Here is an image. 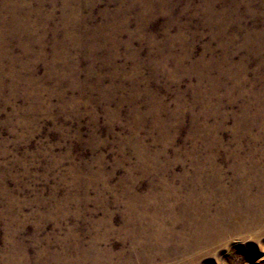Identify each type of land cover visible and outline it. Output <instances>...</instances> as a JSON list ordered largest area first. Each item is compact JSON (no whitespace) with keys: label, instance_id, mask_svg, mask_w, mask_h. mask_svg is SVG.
<instances>
[{"label":"rangeland","instance_id":"1","mask_svg":"<svg viewBox=\"0 0 264 264\" xmlns=\"http://www.w3.org/2000/svg\"><path fill=\"white\" fill-rule=\"evenodd\" d=\"M263 215L264 0H0V264H264Z\"/></svg>","mask_w":264,"mask_h":264},{"label":"bare ground","instance_id":"2","mask_svg":"<svg viewBox=\"0 0 264 264\" xmlns=\"http://www.w3.org/2000/svg\"><path fill=\"white\" fill-rule=\"evenodd\" d=\"M257 99V98H256ZM245 111V110H244ZM236 132V131H235ZM239 140V139H238ZM238 164V163H237ZM255 164V163H254ZM202 167V166H201ZM200 168V167H199ZM195 173V172H194ZM257 175V174H256ZM202 176V175H201ZM205 177V176H204ZM198 178V177H197ZM206 178V177H205ZM256 178V177H255ZM180 179V178H179ZM209 179V178H208ZM205 180V179H204ZM189 181V180H188ZM208 182V181H207ZM247 182V181H246ZM188 183V182H187ZM201 183V182H200ZM193 184V183H192ZM191 184V185H192ZM197 185H199V184H197ZM204 185V184H203ZM206 185V184H205ZM209 185V184H208ZM182 186V185H181ZM221 187V186H220ZM190 188V187H189ZM194 188H195V186H194ZM210 188V187H209ZM239 188V187H238ZM196 189V188H195ZM243 189V188H242ZM200 190V189H199ZM208 190V189H207ZM211 190V189H210ZM238 190V189H237ZM189 191V190H188ZM195 191V190H194ZM197 191V190H196ZM236 190H234V192H235ZM187 192V191H186ZM190 192V191H189ZM199 192V191H198ZM213 192H215V191H213ZM220 192V191H219ZM223 192V191H222ZM231 192V191H230ZM133 193V192H132ZM230 194V193H229ZM240 194V193H239ZM155 195V194H154ZM187 195V194H186ZM194 195V194H193ZM196 195V194H195ZM194 195V196H195ZM174 196V195H173ZM172 196V197H173ZM216 196V195H215ZM230 196V195H229ZM162 197V196H161ZM170 197V196H169ZM180 197V196H179ZM197 198H198V196H196ZM207 197V196H206ZM212 197H213V195H212ZM221 197V196H220ZM232 197V196H231ZM151 198H152V196H151ZM150 198V199H151ZM203 198V197H202ZM218 199V198H217ZM228 199V198H227ZM157 200V199H156ZM162 200V199H161ZM191 200V199H190ZM189 200V201H190ZM244 200V199H243ZM202 201H204V200H202ZM220 201H222V200H220ZM251 201H252V199H251ZM260 201V200H259ZM146 202V201H145ZM156 202V201H155ZM163 202V201H162ZM206 202V201H205ZM210 202V201H209ZM213 202V201H212ZM216 202V201H215ZM244 202V201H243ZM248 202V201H247ZM254 202V201H253ZM152 203V202H151ZM158 203V202H157ZM169 203V202H168ZM171 203H173L172 201H171ZM260 203H262V202H260ZM154 204V203H153ZM195 204V203H194ZM199 204V203H198ZM203 204H204V202H203ZM173 205V204H172ZM185 205V204H184ZM230 205V204H229ZM242 205V204H241ZM258 205V204H257ZM169 206V205H168ZM171 206V205H170ZM198 206V205H197ZM199 206H201V205H199ZM258 206H262V205H258ZM162 206H160V208H161ZM165 207V206H164ZM207 207V206H206ZM226 207V206H225ZM255 207V206H254ZM163 208V207H162ZM171 208H172V206H171ZM221 208V207H220ZM170 209V208H169ZM254 209V208H253ZM174 210V209H173ZM172 210V211H173ZM193 210H195V209H193ZM202 210V209H201ZM205 210V209H204ZM221 210V209H220ZM220 210H219V212H220ZM250 210V209H249ZM146 211V210H145ZM144 211V212H145ZM191 211V210H190ZM222 211H223V209H222ZM207 212V211H206ZM205 212V213H206ZM214 212V211H213ZM218 212V211H217ZM244 212V211H243ZM260 212V211H259ZM188 213V212H187ZM204 213V214H205ZM222 213V212H221ZM239 213V212H238ZM245 213V212H244ZM247 213V212H246ZM258 213V212H257ZM162 214V213H161ZM166 214V213H165ZM172 214V213H171ZM223 214V213H222ZM142 215V214H141ZM168 215V214H167ZM181 216H184V215H182V214H180ZM199 215H201V214H199ZM231 215V214H230ZM175 216V215H174ZM185 216H187V215H185ZM188 216H189V214H188ZM219 216V215H218ZM238 216V215H237ZM237 216H236V218H237ZM251 216V215H250ZM260 216V215H259ZM264 216V215H263ZM208 217V216H207ZM217 217V216H216ZM225 217V216H224ZM152 218V217H151ZM162 218V217H161ZM164 218V217H163ZM215 218V217H214ZM232 218V217H231ZM254 218V217H253ZM142 219V218H141ZM144 219V218H143ZM219 219H220V217H219ZM242 219V218H241ZM260 219V218H259ZM128 220V219H127ZM138 220V219H137ZM152 220V219H151ZM174 219H172V221H173ZM178 220H180V219H178ZM211 220V219H210ZM217 220V219H216ZM229 220V219H228ZM163 221H164V219H163ZM200 221V220H199ZM224 221V220H223ZM241 221V220H240ZM208 222V221H207ZM212 222V221H211ZM219 222V221H218ZM234 222V221H233ZM246 222V221H245ZM258 222V224L260 223V224H263L264 223V217L263 218H261L259 221H257ZM181 223V222H180ZM220 223V222H219ZM228 223V222H227ZM235 223V222H234ZM239 223V222H238ZM243 223V222H242ZM149 224V223H148ZM175 224V223H174ZM189 224V223H188ZM199 224V223H198ZM211 224V223H210ZM244 224V223H243ZM247 224H249V223H247ZM128 225V224H127ZM154 225V224H153ZM173 225V224H172ZM203 225V224H202ZM201 225V226H202ZM206 225V224H205ZM178 226V225H177ZM176 226V227H177ZM200 226V227H201ZM252 225H249V226H247V227H244V228H248V227H251ZM262 226V225H261ZM139 227V226H138ZM163 227V226H162ZM209 227V226H208ZM214 227V226H213ZM134 228V227H133ZM153 228V227H152ZM156 228V227H155ZM198 228V227H197ZM219 228V227H218ZM221 228V227H220ZM230 228V227H229ZM138 229V228H137ZM165 229H168V228H165ZM254 229V228H253ZM158 230V229H157ZM161 230H162V228H161ZM205 230V229H204ZM143 231V230H142ZM150 231V230H149ZM152 231V230H151ZM150 231V232H151ZM167 231V230H166ZM169 231V230H168ZM233 231V230H232ZM134 232V231H133ZM153 232V231H152ZM156 232V231H155ZM195 232V231H194ZM224 232H226V231H224ZM238 232V231H237ZM205 233V232H204ZM212 233V232H211ZM223 233V232H222ZM135 234H137V233H135ZM144 234V233H143ZM146 234V233H145ZM159 234V233H158ZM235 234V233H234ZM148 235V234H147ZM193 235V234H192ZM140 236V235H139ZM159 236V235H158ZM164 236V235H163ZM167 236V235H166ZM197 236V235H196ZM219 236V231L218 230H216V231H214V235L213 236H206V237H203V239H200L201 240V243H204V242H206L208 239H212V238H216V237H218ZM193 237V236H192ZM145 238H146V236H145ZM153 239H154V237H152ZM194 238V237H193ZM192 239V238H191ZM145 240V239H144ZM152 240V239H151ZM199 240V241H200ZM157 241V240H156ZM156 241H154L155 243H156ZM212 242V241H211ZM150 243V242H149ZM157 244V243H156ZM155 244V245H156ZM195 244V243H194ZM197 244H199V243H197ZM67 245V244H66ZM138 245V244H137ZM151 245V244H150ZM157 246V245H156ZM202 246V245H201ZM155 247V246H154ZM160 248V247H159ZM99 249V248H98ZM158 249V248H157ZM189 249V248H188ZM155 250V249H154ZM262 251H264V249L262 250ZM63 252V251H62ZM144 252V251H143ZM8 253V252H7ZM13 253V252H12ZM61 253V252H60ZM68 254V253H67ZM154 254V253H153ZM116 256V255H115ZM125 257V256H124ZM118 258V257H117ZM165 258V257H164ZM74 259V258H73ZM107 259V258H106ZM102 260V259H101ZM62 262V261H61ZM93 262V261H92ZM65 263V262H64ZM95 264V263H94Z\"/></svg>","mask_w":264,"mask_h":264}]
</instances>
